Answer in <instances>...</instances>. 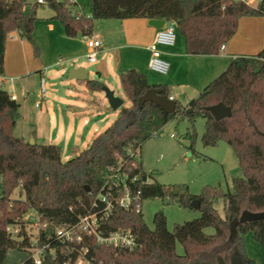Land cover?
I'll use <instances>...</instances> for the list:
<instances>
[{
	"label": "trees",
	"instance_id": "16d2710c",
	"mask_svg": "<svg viewBox=\"0 0 264 264\" xmlns=\"http://www.w3.org/2000/svg\"><path fill=\"white\" fill-rule=\"evenodd\" d=\"M31 1L0 0V77L4 74V51L10 34L17 32L35 46L32 34L40 5L37 0L31 5ZM44 2L64 36L71 39L92 34L96 21L173 22L189 56L219 55L238 31L243 17L264 18V0L257 8L237 0H91L88 16L71 0ZM228 65L186 107L176 102L175 112L170 115L152 103H146L140 111L137 108L139 97L150 89L158 88L168 96L166 86H152L140 71L121 72L118 84L130 106L122 108L104 132L95 135L84 151L66 162L62 161L58 145H30L14 137L20 105L0 85V264H35L31 254L32 227L23 221L30 212L39 214L48 226L38 235L37 246L47 245L41 264H75L81 254L86 264H255L245 252L244 237L251 232L255 242L264 248V222L239 224L236 235L231 239L229 235L231 221L243 212H264V48L256 56L235 57ZM84 83L96 93L103 87L95 80ZM219 103L230 107L231 116L216 121L206 108ZM179 118H187L191 125L195 119L203 118L201 144L210 147L223 141L234 152L241 176L232 179L226 193L204 187L193 196L187 188L158 184L142 169V145L158 138L165 125ZM185 136L191 149L196 135L193 132ZM117 169L128 173L124 182L132 197L139 196L140 204L160 199L162 203L176 202L194 210L191 204L197 200L200 216L176 225L170 232L162 210L153 215V229H149L141 213L114 204L111 214L99 222L100 229L104 235L129 230L137 242L135 248L102 245L85 234L73 245L55 239L56 229L72 227L90 211L103 209L98 201V209L92 205L99 194L115 191L108 187L109 177ZM15 193L17 198H13ZM218 202L223 205L222 216L214 205ZM8 227L18 229L15 237L7 232ZM205 229L214 232L207 235ZM178 242L182 254L176 253Z\"/></svg>",
	"mask_w": 264,
	"mask_h": 264
},
{
	"label": "rangeland",
	"instance_id": "374dc122",
	"mask_svg": "<svg viewBox=\"0 0 264 264\" xmlns=\"http://www.w3.org/2000/svg\"><path fill=\"white\" fill-rule=\"evenodd\" d=\"M34 1L36 0L31 1V5L35 3ZM77 2L83 9L84 15L88 16L91 0H77ZM250 4L256 6L257 2ZM52 13L46 4L40 5L36 9V15L40 19L34 26L32 34L36 48L25 37L17 33L8 36L6 43H11L12 37L17 39L16 43L22 39L25 44V52L18 51L19 54H10L7 56L6 64L14 67L17 71L18 58L21 55L20 61L26 65V67H22V70L29 71L27 73L17 71V73L11 74L6 72L2 79L4 83L1 86L9 94L13 92L17 98L16 103L20 105V116L16 121L14 137L22 138L27 142L34 141L40 145H58L61 147L62 161L66 162L87 148L92 140L91 137L94 136L93 128L95 126L98 128V132H104L117 118L108 103L105 102V109L93 103L94 96L102 95V92L92 93L73 80H68L66 68L79 64L88 72L87 79L95 80L98 78L100 67L106 63L109 75L108 85H111L117 94L120 92V88L117 84L115 63L120 59V62L128 64L132 51L127 49L111 50L103 55L99 54L95 63H89L84 56L75 60L67 59L69 56L65 55V42L56 37L57 32L50 36L45 31L44 23L50 20ZM140 20L142 19L123 21L137 23ZM120 21L103 20V22H98L96 31L109 35V38L117 43L116 30H120L122 27L116 29L110 24H118L116 22L120 23ZM237 30L230 42L234 47L235 54L256 56L263 50V17H243L239 21ZM16 43L13 44L16 45ZM128 67V69L136 70L132 65H128ZM38 70H41L42 75L36 72ZM152 74L154 78L166 76ZM144 75L148 77L147 74L144 73ZM41 78H44L45 97L43 100L40 99ZM36 103L40 106L35 107ZM73 106L79 108L94 106L91 108L94 116H90V111L84 112L86 116H78L77 114L83 112L74 109ZM128 106L129 103L125 107ZM97 112H99L98 118H96ZM84 121L88 126L84 125ZM99 123L102 124L99 125ZM204 125L203 118L195 119L192 125L187 118L175 119L162 128L158 138L150 139L142 145L139 158L142 169L151 176V180L169 188H187L193 196L199 195L204 187H216L224 193L231 188L232 179L241 176L238 160L231 148L223 141L210 147H204L201 144ZM193 132L196 138L190 149V141L185 135ZM17 197L18 195L15 193L13 198ZM214 205L222 216L223 205L220 202ZM160 210L166 218L167 229L170 232L176 225L193 221L200 216L198 210L185 209L176 202L162 203L160 199L144 200L141 204V214L149 229H153V215ZM30 232L33 237L36 235V230L32 229ZM204 232L207 235H212L214 230L205 229ZM244 239L247 256L253 259L255 264H264V248L255 242L251 232ZM176 253H183L179 242L176 244Z\"/></svg>",
	"mask_w": 264,
	"mask_h": 264
},
{
	"label": "crops",
	"instance_id": "0c3cea01",
	"mask_svg": "<svg viewBox=\"0 0 264 264\" xmlns=\"http://www.w3.org/2000/svg\"><path fill=\"white\" fill-rule=\"evenodd\" d=\"M75 2L79 5L77 0H75ZM52 16H53V13H52ZM52 16H50L49 21L44 23L46 33L51 36V35L56 34L57 32L58 35L56 37H58L60 40H62V42H65L66 44L64 45L65 51H66L65 55L69 56L67 59L70 58V60H75L79 58L80 56L85 57L86 51H85L84 42L82 38L81 37H77L74 39L66 38L63 34L60 23L53 20ZM35 17H37L36 14H35ZM38 20H40L39 17H37V20L34 26H36ZM98 22H103V21L94 22L93 33H95L102 42V48L99 54L103 55L104 53L111 51V50L121 51V50L127 49V50L132 51L130 60L129 62H127L128 64H126V62H122V61L120 62V59L118 60V62L116 61L115 63V68L117 70L116 71L117 72V84H118V76L121 74V72L125 70H134V69H128L129 68L128 65H132V67H134L136 71L138 70L139 72L141 70L142 72L147 74L148 77H150L148 78L145 76L147 78L148 83L151 84L152 86H157V85L166 86L167 93H168L167 97L171 99L172 101H176L180 103L183 107H186L189 104V102H191L192 99L196 98L209 85V82H211L213 79L219 76L222 72H224L226 68L229 66L228 64L231 59L235 57H243V56L248 57V55L240 56L238 54H235L236 52H234V47L230 43L231 40L225 44L224 50L220 51L219 55L208 56V57L193 56V55L189 56L186 53L184 39L176 31L177 36L175 37L174 43L171 47H157L161 51L162 60H164L169 66V72L166 74V76L154 78L152 76L153 72H151L147 67V62L150 57V51L147 48L151 45L155 37L156 29H153L149 25V21L142 19L138 21L137 23H133L129 21L125 23L122 20L120 21V23L116 22L118 24H110L112 25V27H115L116 29L122 27L120 30H116L117 43L113 42L109 38V35L100 33L98 30L96 31ZM165 23L166 22H164V24ZM17 34L19 35V33ZM16 41L17 39L12 37L11 43L7 42L5 45L4 74L6 72L11 74L14 72L17 73V71H19L20 73L21 72L27 73L29 71L27 69L25 71L22 70V67L23 66L26 67V65H24V63L20 61L21 55H19V58H18L17 71L14 69V67L12 68L10 65L8 66L6 64L7 56H9L10 54L16 55L18 51L20 53L25 52L24 41L22 39L19 43H16ZM13 43H16V45ZM20 46L22 47L20 48ZM59 53H62V52H59ZM13 58H15V56H13ZM78 67H80L79 64L69 66L66 69L68 71L69 68H78ZM100 69L101 70H99L98 75H97L98 78H96L95 81L99 82L101 85H103V87L107 86L111 91L114 92V96L119 97L124 102L120 109H118L117 111H113L117 117L119 112L122 110V108L123 107L126 108L125 106L129 102L125 99L119 84L118 85L120 88V92H118L117 94H115V91L112 89L111 85H108L107 78L109 77V75H108V68L106 66V63H104V66L102 65ZM36 72L42 75L41 70H38ZM4 74L0 77V85L4 83V80H2ZM88 75L84 82H87L88 80L87 78L89 77ZM10 81L12 82V80ZM73 81L76 82V84H79L80 86H83L86 89H88L85 86L84 82H78L75 80ZM11 88H12V91H14L13 86H11ZM9 95L11 96L12 100L17 102L16 95L13 92L10 93ZM94 98H95V101L93 103L97 105L98 107L105 109L106 101L104 100L103 94L95 95ZM129 106H130V103H129ZM35 107H36V104H35ZM73 108L76 110H81L83 112V113L77 114L78 116H86L85 113L87 111L88 112L90 111L91 117L94 116L93 111H91V108H94V106H90V107L87 106V107H81V108L77 106H73ZM98 117H99V112L96 113V118ZM100 124L102 123H99V125ZM84 125L88 126L86 121H84ZM93 132H94V136L102 133V132H98V128L96 126L93 128ZM94 136H92L91 138L93 139Z\"/></svg>",
	"mask_w": 264,
	"mask_h": 264
},
{
	"label": "built area",
	"instance_id": "2783aa9c",
	"mask_svg": "<svg viewBox=\"0 0 264 264\" xmlns=\"http://www.w3.org/2000/svg\"><path fill=\"white\" fill-rule=\"evenodd\" d=\"M243 1L247 5L253 8H257L259 2L261 0H237ZM71 2H75V0H71ZM257 2L256 6L251 5L250 3ZM39 5H44V0H37ZM176 37V27L175 24L172 22H166L161 29L156 30L155 37L151 43V45L147 48L150 51V57L147 62L148 69L159 75H166L169 72L168 64L162 60L161 58V51L157 47H171L174 43ZM84 42V47L86 51L85 59L89 63H95L97 61V56L99 55L102 42L99 37L92 32L90 35H86L82 38ZM224 50V47L221 48V51ZM40 87H41V95L40 99L43 100L45 97V90H44V78L40 80ZM171 100V99H170ZM40 104L36 103V107H39ZM172 136V135H171ZM174 137V136H172ZM129 175L127 172H120V169H117L113 172L110 177V187L114 188V192L109 190L106 194H99L92 205V208H97V201L100 202L102 206V210L100 211H90L89 214L80 217L79 220L72 226L67 227L63 226L55 230L54 235L55 239L59 240L61 243L67 245H73L75 243H79L81 241V235L85 234L87 236H93L97 243L102 245H112L114 247H119L123 249H133L137 246V242L135 241L134 236L129 230H118L108 233V235H104L103 231L100 229L99 222L103 219H106L113 210V205H117L118 207L126 210H134L137 214L141 213V204L138 201V195L132 197L130 195V191L125 184V180H128ZM132 182H135L136 179H132ZM120 182L121 187L119 186ZM150 180L147 178L145 183L148 184ZM115 194V196H114ZM139 194V193H138ZM23 221L29 222L31 224L30 227L36 230V235L32 239V260L35 264H41V258L43 256L44 250L46 246H37L38 242V235L40 230H46L48 227L46 222L41 220V216L35 212L27 213L23 217ZM7 232L14 236L18 233V229L13 227H8ZM85 253V250H83ZM75 264H86L85 261L81 257L76 259Z\"/></svg>",
	"mask_w": 264,
	"mask_h": 264
},
{
	"label": "water",
	"instance_id": "95a60500",
	"mask_svg": "<svg viewBox=\"0 0 264 264\" xmlns=\"http://www.w3.org/2000/svg\"><path fill=\"white\" fill-rule=\"evenodd\" d=\"M149 25L153 29H161L164 25L162 20H152L149 21ZM19 29L21 32H24V26L19 23ZM88 72L85 71L83 68H69L67 71V78L68 80H75L78 82H84ZM103 93L104 100L108 103L110 109L112 111H117L123 105V100L119 97L114 96V92L111 91L107 86L102 87L100 93ZM137 108L140 111L146 103H152L156 107L158 106L161 108L166 114H173L176 109V101L170 100L167 96L163 95L160 89H150L144 95L140 96L137 100ZM190 111L188 110L187 113ZM206 112H208L216 121H220L223 119H227L231 116V109L230 107H226L223 103H219L213 106H209L206 108ZM30 145H34V141L29 142ZM87 191H89L86 188ZM192 207L194 210H199L200 205H198V201L194 200L192 202ZM254 221H262L264 222V212L260 213H251L249 211L243 212L238 219H233L230 224V235L229 239L236 235V228L239 224H244L247 222H254Z\"/></svg>",
	"mask_w": 264,
	"mask_h": 264
}]
</instances>
